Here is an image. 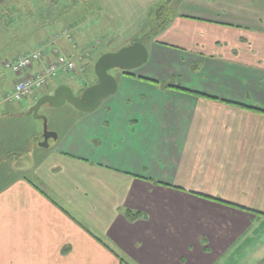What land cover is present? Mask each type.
Wrapping results in <instances>:
<instances>
[{
	"label": "crops",
	"instance_id": "1",
	"mask_svg": "<svg viewBox=\"0 0 264 264\" xmlns=\"http://www.w3.org/2000/svg\"><path fill=\"white\" fill-rule=\"evenodd\" d=\"M22 1L0 0L10 61L41 49L89 71L95 15L114 29L104 54L139 41L148 60L115 70L116 93L46 148L36 119L0 109V264H264V0L168 3L157 30L160 0Z\"/></svg>",
	"mask_w": 264,
	"mask_h": 264
},
{
	"label": "rangeland",
	"instance_id": "2",
	"mask_svg": "<svg viewBox=\"0 0 264 264\" xmlns=\"http://www.w3.org/2000/svg\"><path fill=\"white\" fill-rule=\"evenodd\" d=\"M15 1H20V0H13V2ZM24 3V0L22 1ZM208 2V0H160V7H158V10H154L153 8H150L148 10V14L146 15L145 18V22L146 24L149 25V29H151L153 27L154 30H157L158 28H160L161 26L164 25L165 21H166V16H167V11H166V5L168 6V3H170V8L172 10V13L174 14H188L187 11H190V5L196 6V7H202L203 5H205ZM139 5L137 6L138 11L142 10V5L140 4V2H138ZM162 3V4H161ZM183 5H188V8H183ZM43 6V7H42ZM37 7H41L39 9H32L31 11L33 13V15H31L32 17H30V15H28V22H31L32 20L35 21L36 19L39 18H44L43 12L46 13V11H48V6H47V2ZM131 8H129L130 10ZM19 10V14H21L19 17V19L25 20L27 19L25 17L27 10L24 8V6H22ZM49 16L51 20H55V16L52 15V12H55L57 9H49ZM136 10V7H135ZM160 10V13H158V11ZM128 11V10H127ZM134 11V10H133ZM38 14H40L38 16ZM30 18V19H29ZM18 19V20H19ZM109 19H106V17L104 18V16H98L95 15V17L91 18V21L89 24L85 25V29H86V34L88 37L87 40V48L88 50L91 52V56H92V65L94 66L96 60L105 52H109L112 48L113 45L112 44L114 41V34L112 32H114L111 30V27L108 25V23H106ZM109 22H111L109 20ZM28 24L26 22L23 23H17L16 25H14L15 27H23L24 29H28V27H26L25 25ZM75 26H78L79 23L78 21H74ZM14 26L12 25V27L14 28ZM22 28V30H24ZM8 30V29H7ZM11 34L9 33V31L3 30L0 33V101H2V99L4 98V96H6V94L10 91L9 89H11L10 87V83H11V77H12V73L8 70L5 69L4 67V63L6 61H10V56H11V52L15 50L14 47L17 46V40H14V44L9 42V36ZM146 39H143V42H147ZM40 50V49H38ZM37 49L34 51H38ZM32 51V52H34ZM30 52V53H32ZM55 52V53H54ZM30 53H27L25 55H28ZM42 53H44V51L42 50ZM58 54H56V51H53V53H50L47 58H49L50 60H54L55 57ZM71 59V58H70ZM81 62L83 63V61H86L85 59H82V57H80ZM83 60V61H82ZM91 64V63H90ZM87 63H85V68H87V70L89 69V71L85 72V73H81L78 74L76 72L74 73H70L67 75H59L55 80V83H65L68 86H70V88L72 89V92L74 94H76L77 96L79 95V90L81 89H85V85L87 86L86 88L92 86L93 84H95V78L93 75V66H88ZM38 67V66H35ZM34 67V68H35ZM83 67V66H82ZM92 68V70L90 71V69ZM115 70L110 71V74H113ZM117 71V70H116ZM78 72V71H77ZM46 91V90H44ZM44 91L40 94H37V96L39 97L41 94H44ZM33 106V101L30 100H24L22 102L19 103H13V104H7L5 106H1L0 109H4L5 107H10L8 112L12 111V108L16 110V112L22 113L24 115H28V111L30 109V107ZM12 113V112H11ZM14 113V112H13ZM15 114H11V115H16ZM39 115L46 117L47 119V130L51 131L54 130V133H59L62 134V132L64 131V127H66L67 125H71V123H73L74 121H76L79 117H81L83 114L80 113L79 111L75 110L74 108H72L70 105L66 104L63 107L60 108H51L49 105L45 104L43 105L39 112ZM30 119H32V117H30ZM30 121V123H36L37 127H40L41 129V133H42V121L41 120H27ZM22 127H27V124H24ZM57 135V134H56ZM40 143H36V145H39ZM51 146H53V142H51ZM25 151L24 153L22 152L20 156L24 157L25 156ZM7 169V168H5ZM4 171V169H3ZM11 177L7 178L10 180ZM3 181V180H2ZM8 181V180H7Z\"/></svg>",
	"mask_w": 264,
	"mask_h": 264
},
{
	"label": "water",
	"instance_id": "3",
	"mask_svg": "<svg viewBox=\"0 0 264 264\" xmlns=\"http://www.w3.org/2000/svg\"><path fill=\"white\" fill-rule=\"evenodd\" d=\"M148 60V52L143 43L137 41L116 52L101 55L94 64L93 73L96 83L84 89L78 96L65 85L57 87L51 95L41 96L30 107L28 115L42 121V142L40 147L46 148L48 141L56 138V134L47 130V119L38 114L40 108L47 104L51 108H60L68 104L82 113L94 112L104 101L117 91V82L109 73L113 70L130 72Z\"/></svg>",
	"mask_w": 264,
	"mask_h": 264
},
{
	"label": "built area",
	"instance_id": "4",
	"mask_svg": "<svg viewBox=\"0 0 264 264\" xmlns=\"http://www.w3.org/2000/svg\"><path fill=\"white\" fill-rule=\"evenodd\" d=\"M40 65L42 66L39 71L31 72L35 66ZM4 67L15 78L13 90L8 99L16 103L27 100L35 93L42 91L49 79L57 78L61 74L83 71L77 67L74 60L61 55H57L54 60L47 59L42 50L22 55L14 61H6Z\"/></svg>",
	"mask_w": 264,
	"mask_h": 264
},
{
	"label": "trees",
	"instance_id": "5",
	"mask_svg": "<svg viewBox=\"0 0 264 264\" xmlns=\"http://www.w3.org/2000/svg\"><path fill=\"white\" fill-rule=\"evenodd\" d=\"M158 13H160V10L158 11ZM40 50H41V49H40ZM174 88H176V89H178V90H180V91H185V90H183V89H181V88H179V87H174ZM83 90H84V89H82L79 93H81ZM185 92H188V91H185ZM128 215H129V217H135V215H132L130 212L128 213ZM119 260L122 262L121 259H119Z\"/></svg>",
	"mask_w": 264,
	"mask_h": 264
}]
</instances>
